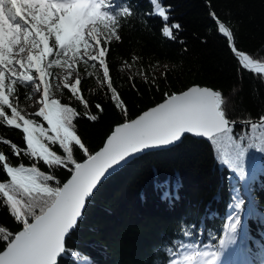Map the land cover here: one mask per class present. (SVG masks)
Returning <instances> with one entry per match:
<instances>
[{"label": "snow or ice", "instance_id": "snow-or-ice-1", "mask_svg": "<svg viewBox=\"0 0 264 264\" xmlns=\"http://www.w3.org/2000/svg\"><path fill=\"white\" fill-rule=\"evenodd\" d=\"M149 2L152 11L144 15L159 17L161 35L176 41L181 26L169 23L171 6L162 0ZM132 15L127 0H0V125L19 130L24 141L21 147L10 139L0 140L11 149V156L0 151V168L7 178L0 180V199L18 226L14 231L0 222V264H62L68 255L73 259L81 255L68 249L66 240L79 227L87 204L102 183L131 158L173 145L186 134L206 138L217 162L229 170L227 223L221 235L208 233L209 243L194 238L199 233L194 234L191 227L184 228L183 238L166 248L161 264H235L244 253L243 241L248 237L242 219L255 210L249 197L245 213V195L259 171H264L260 164L264 115L239 121L242 131L234 135L238 121L227 115L229 98L219 90L192 85L179 93L165 92L163 102L132 118L114 87L106 59L112 38L121 40L122 18L126 23ZM209 15L236 58L238 74L251 73L264 81V50L255 54L241 51L227 22L214 11ZM138 59L133 56V63ZM80 64L88 76L98 66L102 78L97 76V84L106 87L114 110L122 115L95 150L78 132L81 116L92 122L100 118L91 114L82 93ZM54 67L61 71L53 72ZM140 75L148 83L143 69ZM50 78L59 83L53 85ZM133 79L128 77L130 82ZM132 87H136L134 83ZM65 89L83 106V113L57 97ZM21 97L24 101L37 97L28 105L36 110L26 111ZM95 108L104 111L100 104ZM21 156L27 157V164L9 162L11 157ZM57 169L68 173L64 180L57 176ZM156 187L162 189V200L177 198L178 183L164 180ZM83 264H90V259L85 257Z\"/></svg>", "mask_w": 264, "mask_h": 264}, {"label": "trees", "instance_id": "trees-1", "mask_svg": "<svg viewBox=\"0 0 264 264\" xmlns=\"http://www.w3.org/2000/svg\"><path fill=\"white\" fill-rule=\"evenodd\" d=\"M127 2L134 15L127 17L126 23L122 18L118 29L121 40L112 38L106 59L114 87L122 94L132 118L162 102L165 92L179 93L196 84L212 87L229 98L227 115L238 121L234 135L242 131L239 121L258 120L264 115V81L251 73L238 74L236 58L209 15L214 11L227 22L241 51L255 54L264 50V0H162L164 5L171 6L169 23L181 26L176 41L161 35L163 24L159 17L144 15L152 11L149 0ZM133 56L139 58L135 63ZM129 64L131 72L127 70ZM77 69L82 93L90 103L89 111L100 117L92 122L81 116L78 132L95 150L122 115L114 110L106 87L97 84V76L102 78L98 66L92 76L87 75L83 64ZM141 69L148 74V83L140 75ZM130 76L134 78L131 82ZM53 80L50 78L54 85ZM57 97L84 112L68 90ZM30 101L21 97L25 108ZM96 104L103 107V113L95 108ZM22 136L19 130L0 125V140L10 139L23 147ZM0 151L11 156L10 147L3 143ZM9 162L27 164L28 159L11 157ZM260 164L264 166V157H260ZM55 172L61 180L68 175L59 169ZM228 175L227 167L217 162L210 142L191 136L173 147L134 159L103 182L87 204L79 227L67 240V248L81 255L75 259L68 255L62 264H83L85 257L90 264H161L166 258V248L183 238L186 227H191L194 234L199 233L198 237L194 235L199 242L209 243L208 233L221 235L227 223L231 199ZM6 179L0 168V180ZM164 180L179 184L177 198L170 202L161 199L162 189L156 187ZM251 194L255 210L246 220L242 219L248 238L243 243L245 251L235 264H264V171H259L251 183ZM248 198L245 195V213ZM0 222L18 230L2 199Z\"/></svg>", "mask_w": 264, "mask_h": 264}, {"label": "water", "instance_id": "water-1", "mask_svg": "<svg viewBox=\"0 0 264 264\" xmlns=\"http://www.w3.org/2000/svg\"><path fill=\"white\" fill-rule=\"evenodd\" d=\"M196 85H198V84H196ZM201 86V85H200ZM202 87H208V88H210V89H213V90H216V89H214V88H212V87H209V86H202ZM163 102V101H162ZM152 107H154V106H152ZM146 111V110H145ZM187 136H191V137H193V138H197V139H204V140H207L206 138H203V137H194V136H192V135H189V134H186L185 135V137H187ZM184 137V138H185ZM184 138H182V140L181 141H178V142H176L175 144H173V145H168V146H161V147H159V148H155V149H152V150H148V151H146L145 153H143V154H138L135 158H131L130 159V162H132L134 159H136V158H138V157H140V156H142V155H144V154H146V153H149V152H152V151H156V150H163V149H168V148H170V147H173V146H175V145H177V144H179V143H181L183 140H184ZM129 162V163H130ZM129 163H127V164H129ZM126 164V165H127ZM121 170V169H120ZM118 172V171H117ZM111 177V176H110ZM109 178V177H108ZM107 178V179H108ZM106 179V180H107ZM105 180V181H106ZM104 181V182H105ZM87 207V206H86ZM68 240V239H67ZM67 240H66V247H67Z\"/></svg>", "mask_w": 264, "mask_h": 264}, {"label": "rangeland", "instance_id": "rangeland-1", "mask_svg": "<svg viewBox=\"0 0 264 264\" xmlns=\"http://www.w3.org/2000/svg\"><path fill=\"white\" fill-rule=\"evenodd\" d=\"M127 70L131 72V69H129V67H127ZM58 71H61V70L59 69ZM73 79H74V77H73ZM53 81L55 82V84H56V83H59V81H56L55 79H54ZM58 94H59V93H56V95H58ZM36 98H37V97H34L33 100H31V101L29 102L28 105L33 104ZM36 107H38V105H37ZM25 109H26V111H28V112H32V111H35V110H36V108H34V107H29V106H27V108H25ZM246 196H248V197L251 198V197H252L251 191H250V193H247ZM245 241H246V239L243 241V243H244Z\"/></svg>", "mask_w": 264, "mask_h": 264}]
</instances>
